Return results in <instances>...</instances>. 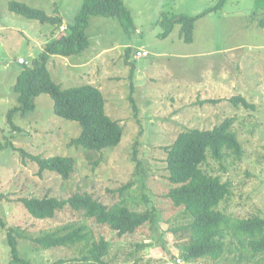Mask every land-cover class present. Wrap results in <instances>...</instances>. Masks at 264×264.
I'll return each instance as SVG.
<instances>
[{
    "label": "rangeland",
    "instance_id": "1",
    "mask_svg": "<svg viewBox=\"0 0 264 264\" xmlns=\"http://www.w3.org/2000/svg\"><path fill=\"white\" fill-rule=\"evenodd\" d=\"M10 1L58 16L61 27L82 5V0H0V142L15 148L0 151V216L7 227L37 237L74 223L79 216L69 207L52 219L36 220L20 199H66L85 191L105 205L125 204L133 211L156 214L152 225L120 237L108 226L87 222L96 239L110 243L103 258L106 264H174L169 252L180 258L179 245L188 237L182 227L189 220L165 198L171 184L164 147L187 129L212 130L225 119L232 120L230 131L242 146L241 156L223 150L216 159L208 150L199 168L229 184V194L217 208L230 221L264 218V25L259 26L264 20V0H227L195 22L191 43L180 36L179 24L161 37L160 21L164 16L197 15L220 0H123L130 25L117 18L90 17L89 49L67 58L52 56L48 68L61 89L90 84L101 90L106 114L123 128L119 146L101 151L71 143L79 136L80 126L56 116L53 100L46 94L35 98L33 113L15 116L16 130L7 124V112L16 105L13 87L22 68L19 63H32L62 33L58 24H42L10 12ZM223 76L225 86L222 82L213 88ZM235 96L251 107L230 103ZM130 98L138 108L137 116ZM20 151L43 158L70 157L74 172L67 180L49 171L40 174L37 164ZM128 183L132 186L123 194L117 191ZM232 232L227 228L225 253L219 261L181 259V264H264V254L242 249ZM81 248L36 249L29 240L18 245L19 255L30 264L59 260L70 264L81 256ZM0 264H11L2 228Z\"/></svg>",
    "mask_w": 264,
    "mask_h": 264
},
{
    "label": "trees",
    "instance_id": "2",
    "mask_svg": "<svg viewBox=\"0 0 264 264\" xmlns=\"http://www.w3.org/2000/svg\"><path fill=\"white\" fill-rule=\"evenodd\" d=\"M226 1L220 0L213 8L194 16L181 15L172 19L164 16L160 21L164 29L161 37H167L174 26L179 24L180 36L185 43H191L195 22L208 13L220 9ZM7 8L12 13L42 24L60 26L62 24L58 16H48L44 11L18 1H10ZM93 16L117 18L127 25L131 24L130 12L126 9L123 0H82L80 9L66 24V31L48 43L32 63H19L22 68L13 87L16 105L8 110L6 115L7 124L11 129H17L13 122L15 115L25 117L33 113L36 109L35 98L46 94L53 100V111L56 116L80 126L79 136L71 142L73 145L93 151L119 146L123 128L119 122L112 120L106 114L105 99L101 90L90 84L61 89L53 81L48 68L52 56L67 58L89 49L86 31L89 18ZM261 25H264V20L260 22L259 26ZM129 52L130 50H127L126 54L128 55ZM130 100L134 115L137 116L138 108L134 99L130 98ZM206 102L218 103L212 100ZM229 102L234 105L240 103L244 108L251 107L241 96L232 97ZM231 123L232 120L225 119L212 130L187 129L181 132L171 145L164 147L167 180L171 184L165 198L174 208L182 209L189 220L188 225L182 227L188 237L179 245V257L184 262L203 259L219 261L225 253L227 228L233 230L232 234L242 249L248 248L252 255L264 254V218L252 217L230 221V218L217 208L227 198L229 184L221 183L216 177H209L199 168L205 162L208 150L216 159L221 158L223 150L241 156L242 146L236 135L230 131ZM8 146L15 150L12 144L0 142V151ZM20 152L37 164L40 174L49 171L67 180L74 172L75 162L70 157L43 158L25 151ZM131 186L132 184L128 183L117 191L123 194L125 189ZM145 200L147 201V198ZM20 202L28 214L36 220L52 219L66 207L75 212L79 220L52 232L31 237L25 235V231L18 227H7L0 216V228L6 230L11 264H30L28 259L19 255L18 245L21 240H29L36 249L43 250L82 245L81 256L73 259L74 262L70 264H106L103 258L110 249V243L102 237L96 239L87 222L97 226H108L120 237L134 234L138 228L146 224L152 225L156 219L154 210L137 212L129 209L125 204L105 205L93 194L85 191L72 193L66 199L44 196L21 198ZM169 254L171 259H177L173 252ZM63 263V260H59L55 264Z\"/></svg>",
    "mask_w": 264,
    "mask_h": 264
},
{
    "label": "crops",
    "instance_id": "3",
    "mask_svg": "<svg viewBox=\"0 0 264 264\" xmlns=\"http://www.w3.org/2000/svg\"><path fill=\"white\" fill-rule=\"evenodd\" d=\"M0 29H3V26L0 25ZM225 80H226V77L223 76L222 79H221V81H219V82H218L217 80L214 81L215 83H214L213 88H216V87H218V86H221V85H222V84H221L222 82H223V84H224L223 86H225ZM230 88H231V87H230ZM230 88H229V89H230Z\"/></svg>",
    "mask_w": 264,
    "mask_h": 264
},
{
    "label": "built area",
    "instance_id": "4",
    "mask_svg": "<svg viewBox=\"0 0 264 264\" xmlns=\"http://www.w3.org/2000/svg\"><path fill=\"white\" fill-rule=\"evenodd\" d=\"M65 29H66V27H62V28H61L62 31H64ZM21 62H22V61H21ZM26 63H27V62H26ZM20 64H21V63H20ZM24 64H25V63H24ZM176 263H177V264H180V263H181L180 259H178V260L176 261ZM171 264H173V263H171Z\"/></svg>",
    "mask_w": 264,
    "mask_h": 264
},
{
    "label": "clouds",
    "instance_id": "5",
    "mask_svg": "<svg viewBox=\"0 0 264 264\" xmlns=\"http://www.w3.org/2000/svg\"><path fill=\"white\" fill-rule=\"evenodd\" d=\"M62 27H63V26H62ZM62 27L60 26V28H62ZM64 27H66V26H64ZM65 31H66V29H65L64 31L61 30V32H65ZM178 259H180V258L177 257V259L175 260V263H174V264H177L176 261H177ZM180 261H181V259H180ZM180 264H181V263H180Z\"/></svg>",
    "mask_w": 264,
    "mask_h": 264
},
{
    "label": "bare ground",
    "instance_id": "6",
    "mask_svg": "<svg viewBox=\"0 0 264 264\" xmlns=\"http://www.w3.org/2000/svg\"><path fill=\"white\" fill-rule=\"evenodd\" d=\"M222 102V101H221ZM35 111V110H34ZM16 116V115H15Z\"/></svg>",
    "mask_w": 264,
    "mask_h": 264
}]
</instances>
